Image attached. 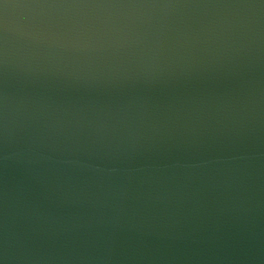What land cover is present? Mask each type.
Listing matches in <instances>:
<instances>
[{
    "label": "water",
    "instance_id": "1",
    "mask_svg": "<svg viewBox=\"0 0 264 264\" xmlns=\"http://www.w3.org/2000/svg\"><path fill=\"white\" fill-rule=\"evenodd\" d=\"M0 264H264V0H0Z\"/></svg>",
    "mask_w": 264,
    "mask_h": 264
}]
</instances>
